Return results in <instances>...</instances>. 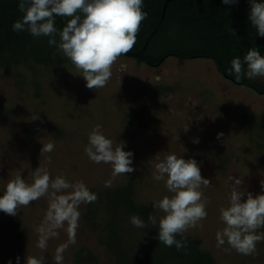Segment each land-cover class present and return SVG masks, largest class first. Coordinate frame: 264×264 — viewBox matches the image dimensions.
Returning <instances> with one entry per match:
<instances>
[{"label":"rangeland","instance_id":"1","mask_svg":"<svg viewBox=\"0 0 264 264\" xmlns=\"http://www.w3.org/2000/svg\"><path fill=\"white\" fill-rule=\"evenodd\" d=\"M112 73L105 87L90 90L68 60L33 70L0 68V195L17 174L31 183L33 170L41 166L47 167L53 179L63 175L70 182L81 180L94 193L133 179L135 202L154 204L171 195L164 181L153 178L156 158L175 153L195 159L201 175L211 182L201 189L208 200L206 219L183 235L199 239L200 248L212 255L215 264H264V241L257 243L258 255L244 256L235 250L225 252L227 243L217 247L215 239L224 227L219 210L228 206L230 176L243 177L241 191L262 194L264 96L233 84L204 58L179 61L169 56L151 67L121 56ZM254 80L264 82V78ZM36 113L40 120L31 121ZM96 125L102 126L114 146L123 144V150L134 153L135 171L118 176L111 187H105V181L112 178L111 165L93 163L84 152ZM221 132L224 135L218 140ZM194 139L199 143H193ZM49 142L54 150L41 153L43 144ZM47 207V197H42L20 207L15 216L0 212V264H25L28 256L44 257V264H55L56 248L68 236L61 229L58 237L48 241L46 250L37 247V229ZM87 207L81 204L78 209L76 243L63 253V264H74L81 248L88 249L97 264H113V256L98 241L101 228L94 232L84 220ZM152 215L158 225L163 213L154 208ZM125 225L136 229L130 221ZM258 231L263 232L262 228ZM143 236L137 233L133 240L143 244Z\"/></svg>","mask_w":264,"mask_h":264},{"label":"clouds","instance_id":"2","mask_svg":"<svg viewBox=\"0 0 264 264\" xmlns=\"http://www.w3.org/2000/svg\"><path fill=\"white\" fill-rule=\"evenodd\" d=\"M222 2L230 5L238 0ZM249 3V20L257 34L264 37V2L249 0ZM143 8L144 0H19L18 10L23 15L12 24V30L27 32L36 38L47 37L48 44L57 49L54 56L62 54L70 60L78 75L85 80L86 87L94 90L107 85L119 58L133 49L141 24L148 16ZM56 17L68 18L62 30L56 27ZM225 27L229 35H235L234 29L228 25ZM124 68L125 65L121 64L120 69ZM229 71L237 81L243 77L264 78V55L256 47L249 48L243 60L240 57L231 60ZM36 120H40L38 113L31 116V121ZM188 130L187 125L184 131ZM223 135L218 133L217 139ZM192 142L198 144L199 140ZM123 149V144L114 146L101 125H96L88 135L84 152L89 160L96 164H109L112 168V178L105 181V187H111L118 176L135 171L132 167L134 153ZM53 150L54 144L49 142L43 144L41 153ZM153 178L164 181L171 193L153 204L163 213L159 217L157 238L166 247L186 249V239H177V236H183L189 228L206 219L208 200L201 189L209 187L211 182L201 175L195 159L186 160L175 153L166 154L162 159L157 156ZM229 180L232 185L228 206L219 210L224 227L216 232L217 247L227 243L225 252L235 250L244 256H256L257 243L264 241V232L258 231L264 228V180L261 181L262 194L255 196L240 190L243 177L230 176ZM245 196L246 199H242ZM42 197H47L48 207L37 229V247L46 250L48 241L58 237L59 230L63 229L68 240L56 248L54 257L55 264H63V253L69 245L76 243L80 205L93 203L98 197L83 181L70 182L63 175L53 179L47 167L39 166L33 170L31 183L26 182L21 174L8 181L0 195V212L15 216L20 207H27ZM129 221L136 228L148 226L136 214L131 215ZM148 221L154 227L157 225L155 215H149ZM25 264H44V257L28 256Z\"/></svg>","mask_w":264,"mask_h":264},{"label":"trees","instance_id":"3","mask_svg":"<svg viewBox=\"0 0 264 264\" xmlns=\"http://www.w3.org/2000/svg\"><path fill=\"white\" fill-rule=\"evenodd\" d=\"M164 1L144 0L143 10L148 16L141 24L131 51H138L155 29ZM18 3L19 0H0V68L28 67L33 70L36 66L53 67L67 61L62 54L54 56L57 49L48 44L47 37L36 38L27 32L12 30V24L23 15L18 10ZM249 12V0H238L230 5H225L222 0H171L143 58L137 62L157 67L169 56L179 61L209 59L221 76L264 96V82L247 77L237 81L229 71L231 60L234 57L243 60L249 48L256 47L264 55V37H260L252 26ZM67 19L56 17L58 30L66 26ZM226 25L234 29L235 35H229ZM95 194L98 199L88 203L84 220L94 232L101 228L98 241L113 256V264H215L212 255L200 248L201 241L197 238L177 236V239L187 241L186 249L181 250L159 242L158 225H148L153 204L135 202L133 179L125 185ZM133 214L139 215L148 226L127 228L125 224ZM262 230L264 232V228ZM135 232L145 234L143 244L133 240ZM74 264H97V259L88 249L81 248L75 253Z\"/></svg>","mask_w":264,"mask_h":264},{"label":"water","instance_id":"4","mask_svg":"<svg viewBox=\"0 0 264 264\" xmlns=\"http://www.w3.org/2000/svg\"><path fill=\"white\" fill-rule=\"evenodd\" d=\"M170 1L171 0H165L164 1L163 5H162V9H161L160 19H159L155 29L148 35V37H147L146 41L144 42L143 46L138 51H130V52L126 53L123 56L132 57L134 59H142L143 58V53L146 50L151 37L157 32L158 28L160 27V25H161V23H162V21L164 19L166 8H167V5L169 4Z\"/></svg>","mask_w":264,"mask_h":264}]
</instances>
